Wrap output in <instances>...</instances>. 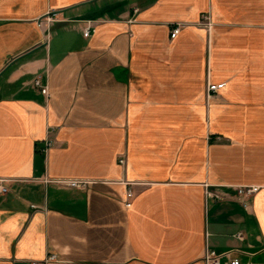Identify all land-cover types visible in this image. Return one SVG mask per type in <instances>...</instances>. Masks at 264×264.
Returning a JSON list of instances; mask_svg holds the SVG:
<instances>
[{
  "label": "crops",
  "instance_id": "obj_1",
  "mask_svg": "<svg viewBox=\"0 0 264 264\" xmlns=\"http://www.w3.org/2000/svg\"><path fill=\"white\" fill-rule=\"evenodd\" d=\"M0 179V264H264V0H0Z\"/></svg>",
  "mask_w": 264,
  "mask_h": 264
},
{
  "label": "built area",
  "instance_id": "obj_2",
  "mask_svg": "<svg viewBox=\"0 0 264 264\" xmlns=\"http://www.w3.org/2000/svg\"><path fill=\"white\" fill-rule=\"evenodd\" d=\"M49 19H50V21H52V17H49ZM206 25H207L208 29H210L212 27L210 22H207ZM180 30H181V25L178 24V25L174 26L171 30V38H175L179 34ZM91 31H92V25L88 24L84 30V35L89 36ZM33 85L35 88L40 89L42 93L49 96L48 86L43 84L41 75L34 78ZM225 85H226V82L216 83V82L209 80V82L207 84V88H206L207 89V95H206L207 100L213 99L216 96H218L220 94V91L225 87ZM47 145H50V142H47ZM45 149H46V147H45ZM120 162L122 164H125L126 160L121 159ZM54 181L57 183H61V184H64V185H67L70 187H76V188H86V186L90 182L86 179H76V178H63V179H56ZM5 183H6L5 180L0 179V193L7 191L8 188L5 185ZM259 189H260V186H258V185H243V186L237 187V191H238L239 196L244 198L243 201L247 198L252 197L255 193H257L259 191ZM208 194L211 196L216 195V196L220 197V195L214 194L212 192H208ZM132 197H133V192H132V189L129 188L127 191V198L125 201L126 206H131L132 203H131L130 199ZM245 205H246V203H245ZM237 237L240 239L244 238V236L241 233H238ZM222 257L226 258L225 264H241V262L238 258H232L231 251H226L223 253H217L215 250L209 249V248L205 252L204 261L206 264H222V261H221ZM57 260H58V257L56 254H49L43 264H46V263L51 262V261H57Z\"/></svg>",
  "mask_w": 264,
  "mask_h": 264
}]
</instances>
